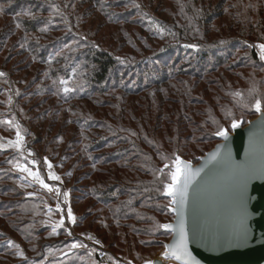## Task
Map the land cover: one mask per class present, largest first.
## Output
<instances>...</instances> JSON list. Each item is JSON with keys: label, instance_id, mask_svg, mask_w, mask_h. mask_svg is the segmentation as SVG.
<instances>
[{"label": "trees", "instance_id": "trees-1", "mask_svg": "<svg viewBox=\"0 0 264 264\" xmlns=\"http://www.w3.org/2000/svg\"><path fill=\"white\" fill-rule=\"evenodd\" d=\"M59 2L64 26L84 37L80 46L72 45L75 50L69 51L66 45L73 38L51 37L62 27L42 17L50 13L44 0H0V67L13 59L15 64L26 61L23 70L31 76H24L22 87L30 93L29 102L36 100L31 107L37 108L33 118L41 140L35 144L44 143L45 151L52 148L53 158L66 166L59 177L71 182L69 200L76 217L71 239L89 232L111 258L141 260L170 236L156 227L172 217L163 185L154 176L169 163L162 157L174 159L175 154L196 161L218 140L213 119L222 126L230 121L222 108L231 109L234 118L256 114L238 107L227 93L240 91L254 103L248 90L255 86L264 97V63L256 49L248 47L264 43V0ZM130 4L140 5L134 18L125 19L114 9ZM151 9L155 19L148 15ZM26 10L38 18H19ZM45 26L48 31L40 32ZM127 70L136 83L124 80ZM61 78L66 85L59 84ZM63 87L71 91L64 93ZM21 94L12 105L16 113L26 97ZM51 197L54 210L56 199ZM17 204L18 215L26 209L36 213L34 206ZM43 204L36 216L44 217ZM18 224L14 222L11 231L22 241L19 249L35 252L33 260L40 264L48 247L39 240L32 247L27 243L44 230L24 233Z\"/></svg>", "mask_w": 264, "mask_h": 264}, {"label": "snow or ice", "instance_id": "snow-or-ice-1", "mask_svg": "<svg viewBox=\"0 0 264 264\" xmlns=\"http://www.w3.org/2000/svg\"><path fill=\"white\" fill-rule=\"evenodd\" d=\"M133 6L136 8L140 7L138 4H134ZM50 7L54 12H59L57 5L50 3ZM181 11H183V6H181ZM0 12H3V6H0ZM22 14L31 20L38 18L34 13L28 10L23 11ZM17 15L19 16L21 14L18 13ZM49 23H51L50 19ZM16 26L19 28L21 24L17 22ZM39 31L47 32L48 28L45 26L40 28ZM69 31H71V29H69ZM165 31L163 27L159 28L161 35H163ZM220 43L223 44L224 42L221 41ZM185 47L194 48L196 46L185 45ZM248 47L256 48L259 58L264 60V43L248 45ZM66 48L69 51L75 50L71 45H66ZM65 59L67 60L68 57L65 56ZM50 63L51 61H49V64ZM72 71L75 73L77 69L73 68ZM3 75L4 73H0V76ZM45 75H47V73ZM59 84L66 85L67 81L61 78ZM61 91L69 93L71 90L68 87H63ZM227 94L233 97L238 107L249 110L255 109L259 114V118L255 122L258 126V131H251L249 134V146L246 151L245 159L239 162L232 159L231 150L228 146L230 131L228 128L220 125L219 121L213 119V123L216 125L217 129L214 134L220 137L223 143L218 144L214 151L206 154L204 166L194 168L190 161H184L179 155L173 154L174 159L167 156L162 157V159L169 161V163H165L163 168L156 170L154 173L155 178L163 185L162 194L169 197L168 211L172 212L175 217L171 223L156 224L157 228H162L170 232L172 237L170 243L164 245L165 251L161 255L163 259L175 261L176 264H200V260L197 259L190 250V244L206 247L211 251H215L223 248L245 247L253 239V231L249 223L253 218V214L249 210V205L253 197L249 194V186L256 180L264 181V97L258 94V89L255 86L248 90L249 97L255 96L254 103H249L245 100L240 91ZM10 99L11 98H9V100ZM221 111L225 119L231 120V130H236L241 127L242 121L234 118L231 109L222 108ZM17 129L15 140H9L7 146L15 148L18 155L13 159L7 160V163L11 164L14 170L21 174H26V176L21 175V180L26 181V184L22 186L30 187L32 183H37L42 189L47 190L49 194H54L57 200L55 212L60 214V218L53 224L49 235H56L58 234L57 230L63 228L65 233L71 236L72 233L64 227V209L61 207L62 203L67 204L68 193L62 192L61 189L54 184L50 185L46 183L39 169L33 170L32 166L37 165L39 162L35 159H28L25 157L24 138L19 130V125H17ZM132 134L135 135V133ZM3 147L4 145L0 144V148ZM33 155L31 151L27 154L28 157H32ZM44 163L49 169L47 180L60 181V177L51 171L53 166L48 162L47 158H45ZM206 167L208 168L207 172H205ZM165 169H167V171H165ZM202 173L205 175L212 174V176H219L226 173L228 176V216L227 223L223 226H210L206 221L202 220L195 211H193L190 225L187 221L189 203L191 201L194 205L196 197L200 192L201 179H203ZM28 178H31V180L29 181ZM156 190L160 191L159 188ZM28 195L34 196L35 193H28ZM61 196L64 198L63 201H61ZM128 203L131 202L129 201ZM44 204L47 210L46 214L51 216L54 211L53 208L47 205V201H44ZM67 220L71 223L76 222V217L73 215L70 207L67 208ZM44 223L47 222L45 221ZM82 235H86V239L92 240L94 243H99V241H96L90 234ZM8 243L10 245L12 244L11 241ZM15 247L19 248L18 245H15ZM87 248L88 246L82 241H73L65 244L63 248H56L55 250L50 249L48 255L44 257V260H47L48 256H55L57 253L63 257H75L76 259L83 260V257H76L73 250ZM94 251V249H89L87 252L88 257H91ZM17 254L26 259L23 251H19ZM40 264H44V261H41ZM56 264H67V262L60 260L57 261ZM147 264H159V262L148 261Z\"/></svg>", "mask_w": 264, "mask_h": 264}, {"label": "rangeland", "instance_id": "rangeland-1", "mask_svg": "<svg viewBox=\"0 0 264 264\" xmlns=\"http://www.w3.org/2000/svg\"><path fill=\"white\" fill-rule=\"evenodd\" d=\"M44 1H45V4H47L45 5L46 9H50L51 16H50V13H48V14H45V16L43 15L42 17L48 20L50 19L53 23L60 24L61 25L60 27H62L61 30L50 34V35H53L51 37H55V38L59 37V39H63V41L65 39L73 38L71 42V46L75 44L80 46V42H81L80 39H84V37L81 38V36H75L77 33L75 32V30L69 31V29H67L68 26H64L65 21L62 20L61 18L64 15V12L60 10V8H63V5L60 4L59 0H49V1L44 0ZM50 3L58 6L59 8L58 13L53 11V9L50 7ZM153 5L155 6V4ZM85 7L88 9H91L90 6L85 5ZM114 9H116L115 11L121 12L123 17H125V19L134 18L135 17L134 14L137 13V11H140V7L136 8L131 4L125 7L114 8ZM145 13L146 11L143 10V14ZM148 15L150 16V18L152 17L155 19V15L152 9L148 11ZM18 17L22 18L24 16L19 15ZM25 18H28V17H25ZM59 19H61L60 20L61 22H56ZM139 19L141 21H149L147 20L146 17H140ZM73 36H75V38ZM261 43L262 42H258L256 44H261ZM72 48H75V47L72 46ZM256 52H257V49H256ZM238 53L243 54L244 52H238ZM0 56L2 57V53ZM168 58L169 56H167V59ZM18 59H23V58L18 57ZM13 60L9 62V64L6 67L5 66L0 67V73H4L3 76H0V144L4 145L3 148H0V264H33V262L34 264H37V262L34 261L37 256L35 255V252L30 253V252L23 251L24 257H26V259L20 257L17 254L21 250L17 247L16 249L13 243H16L20 247L22 241H20V239H18L15 236V234H12L11 228L13 227L14 222H16V224L20 223L18 224V227H20V229H22L24 233H27L28 231L32 229L44 230L41 236H38V238L36 236H32V240H30V242L27 243L28 247L34 246V243L37 242V240L40 241L41 245L44 243L46 247H48L47 250H45L44 257L48 255V252L50 249L55 250L56 248H63L65 244L71 243L73 241H81V240L71 239L73 237V233L71 232L72 235L68 236L65 233L63 228L58 229V231L62 230L64 236L61 235L60 233L56 235H49L53 224L56 221H58L60 218L59 213L57 215L53 213L51 216L45 213L44 217L36 216V213L37 214L41 213V212H38L39 207H41V202L44 203V201H47V205L51 206L50 202L54 201L52 200L51 195L54 196V194H49L47 190L42 189L40 185L37 183H32V186L30 187L22 186L26 184V181L21 180V175L26 176V174H21L20 172L14 170L12 168V165L7 163V160L13 159L15 156L18 155L16 149L12 147H8L7 143L9 140H13V141L15 140L16 132L18 130L17 125H19V130L21 131V135L24 138V155L28 159H35L39 162L37 165L32 166V167L34 171L39 169L40 174L42 177L45 178L46 183H47V173L49 169L47 165L44 163L45 158H47L48 162L52 164L53 167L51 171H53L56 175L60 176V174L64 172V169H66V166L65 167L62 166L60 159L53 158V155L55 154V152L52 151L51 147L47 148V150L45 151L43 150L44 143L39 144L40 143L39 142L38 144H35L36 141L41 140V138H39L40 132H38L35 129V125L38 124V121L36 118H33L35 117L37 108L35 106H34L35 108L31 107L33 106V104H35L36 100L34 101V99H32L31 102H29L28 98H29L30 93L26 92V90H24V88L22 87V85L24 84V81L26 80L24 76L28 74V72L26 73V71L23 70L27 66L25 63L26 61L22 63L17 62L15 64L13 63ZM260 61L264 63V60L260 59ZM10 73H12L13 75L11 78H9ZM125 75L123 76L124 80H127V82L129 83H136V80L133 78V74L130 72V70H127L125 72ZM5 76L7 77V79ZM30 76L31 74L27 75V79H29ZM259 77H261L260 74H259ZM18 81L19 83L22 82L20 84L21 86L16 84ZM33 89H36V84L32 86L31 90ZM19 93L20 94L22 93L21 95H25L26 97L24 98V100H21L19 102L21 104L20 106H16V111L18 110V112L16 113L15 110H13L12 105L15 100V96L19 95ZM9 98L11 99L9 100ZM46 106H48V103H46L44 107L42 108H45ZM38 109L41 110V108H38ZM255 116L256 114L253 117ZM251 118L245 119L243 118L241 114L238 117H235V119L241 120L243 124H246L247 121ZM28 119L33 120V123H31L30 120ZM230 123H231V120L226 122L224 124V127L230 130ZM46 124L47 123H45L44 125ZM217 141L218 140H215L211 144V147ZM29 151H31L34 154L32 157L27 156ZM22 162H25V161H22ZM193 162H196V161H193ZM28 180L30 181L31 178H28ZM70 184L71 182L69 183L64 178L62 179L60 177L58 187L64 192H68L69 198H70V192H69ZM80 188L81 186H78V189ZM19 191L21 192L19 193ZM28 193H35V195L29 196ZM17 203H21L20 204L21 208L23 207V205H26V204L29 207L34 206L36 213H29L28 209H26L20 215H18L16 212L17 211L16 209L18 208ZM56 203H57V200H56ZM56 203L54 204V210H55ZM167 207H168V202H167ZM44 209H46L45 206H44ZM45 221L47 223H44ZM64 227L67 228L66 226ZM5 237L8 240L5 239ZM169 237L165 239V241H167ZM9 241L12 242L11 245L8 243ZM95 246L102 248V246L101 245L99 246L98 244L97 245L95 244ZM94 248L96 247H94V245L92 244V245H88L87 249L73 250V252L75 253V256L83 257V260L76 259L75 257H71V254H70V257L73 261L77 262V264H125V263L126 264H147L148 261H152L164 249L163 246L150 248L147 251V255L141 260H132V259H125V258L113 259L106 252L107 253L106 261L96 263L94 259L95 254H96V249ZM89 249L95 250L92 253L91 257H88L87 255V252ZM44 257L42 261H44L45 264H56V262L62 259L61 257L63 256L57 253L55 256H48L47 260H44ZM166 264H176V262L170 260L166 262Z\"/></svg>", "mask_w": 264, "mask_h": 264}, {"label": "water", "instance_id": "water-1", "mask_svg": "<svg viewBox=\"0 0 264 264\" xmlns=\"http://www.w3.org/2000/svg\"><path fill=\"white\" fill-rule=\"evenodd\" d=\"M258 118L259 114L256 112V116L249 119L246 124L241 123L240 128L229 130L230 140L228 146L233 160L239 162L245 159L249 146V134L251 131H258V126L255 124ZM215 137L218 141L204 154L198 156L196 162L180 156L181 159L190 161L194 168L204 166L206 154L214 151L218 144L223 143L220 137L216 135ZM207 171L208 168L206 167L205 172ZM201 175L203 179H201L200 192L196 197L195 204L193 205L191 201L189 203L187 221L190 225L193 211H195L210 226H223L227 223L228 216V176L226 173L219 176H212V174L205 175L204 173ZM249 194L253 197L249 205V210L253 214V218L249 222L253 231V239L245 247L223 248L215 251L190 244L189 248L193 252V255L200 260V264H264V181H253L249 186ZM165 197L169 199V197ZM170 213L172 214V219L163 224L173 222L175 217L172 212ZM162 230L170 234L169 239L163 243L164 247L165 244L170 243L172 237L170 232L165 229ZM164 251L165 249L152 262L158 261L159 264H166V262L170 261L163 259L161 254Z\"/></svg>", "mask_w": 264, "mask_h": 264}, {"label": "crops", "instance_id": "crops-1", "mask_svg": "<svg viewBox=\"0 0 264 264\" xmlns=\"http://www.w3.org/2000/svg\"><path fill=\"white\" fill-rule=\"evenodd\" d=\"M47 183H49L50 185L51 184H54L56 185L57 187L59 186V181H50V180H47ZM62 192H64L63 190H61ZM68 193V192H67ZM61 199L63 201V196H61ZM61 207L64 209V216H65V226L67 227V229L71 232V227L73 226L74 223H71L67 220V208L70 207L71 208V205H70V202H69V193H68V197H67V204H64L62 203L61 204ZM72 210V208H71ZM72 213L74 215V212L72 210ZM60 215V214H59ZM82 234H90L92 237H94V235L92 233H89V232H79L78 233V236H79V239L84 243L86 244L87 246L88 245H94L95 247V244L97 245L98 243H94L92 240H89V239H86V235H82ZM95 238V237H94ZM96 240V238H95ZM97 241V240H96Z\"/></svg>", "mask_w": 264, "mask_h": 264}, {"label": "built area", "instance_id": "built-area-1", "mask_svg": "<svg viewBox=\"0 0 264 264\" xmlns=\"http://www.w3.org/2000/svg\"><path fill=\"white\" fill-rule=\"evenodd\" d=\"M95 247H96V248H94V249H96L95 256H96L97 260L100 261V262H105L106 258H107L106 251L104 249H102V248L97 247V246H95ZM119 263H121V262H119Z\"/></svg>", "mask_w": 264, "mask_h": 264}]
</instances>
